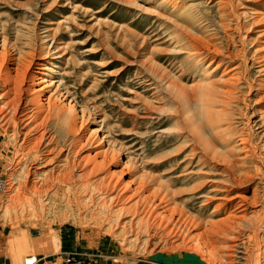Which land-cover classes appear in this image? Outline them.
<instances>
[{"label": "rangeland", "instance_id": "374dc122", "mask_svg": "<svg viewBox=\"0 0 264 264\" xmlns=\"http://www.w3.org/2000/svg\"><path fill=\"white\" fill-rule=\"evenodd\" d=\"M263 7L0 0L3 65L22 72L49 49V89L67 95L83 121L69 133L51 119L44 126L53 140L31 148L23 124L0 116V261L51 264L58 251L76 250L97 264L135 263L190 252L191 240L222 264H264ZM198 45L222 60L209 80L214 65L191 58ZM97 152L110 167L91 175L84 163ZM111 178L132 200L121 201ZM149 200L164 217L147 218ZM229 213L230 223L210 233Z\"/></svg>", "mask_w": 264, "mask_h": 264}, {"label": "bare ground", "instance_id": "6f19581e", "mask_svg": "<svg viewBox=\"0 0 264 264\" xmlns=\"http://www.w3.org/2000/svg\"><path fill=\"white\" fill-rule=\"evenodd\" d=\"M258 16L262 17L261 19L264 20V13L260 12V13H258ZM261 36H263V35H261ZM260 50H261L260 59H261V62H263L262 68H264V46ZM1 52H4V55H1ZM210 52H209V49H208V51L207 50L205 51V49L202 46L198 45V46H195L193 48V55H191L192 60H195L196 63L197 62L203 63V61L208 60L209 64L214 65L213 69L210 72L205 74L204 80H209L211 78V75L213 74V72H215L219 67L222 66V64H221L222 60L219 61L217 58V54H216L217 52L216 53L212 52L213 54H209ZM49 53H50L49 49H47V51L40 53L39 57H37V58H39L38 61H36L34 63L28 62L27 66L23 69V71L18 73L15 69H13L11 67L13 65V64H11L12 61L11 62L9 61L10 63L7 62L8 64L5 63L3 65L4 62L2 63V59H4V56L6 54V50L3 49L0 45V90L2 93L0 95V116L3 118V120H6L9 123L14 124L17 120H19V122H21L23 124V128L25 130H27V145H29L30 147H31V145L32 146H35V145L38 146L39 144L42 146V144L45 142H48L49 139H50V141L53 140L52 137L49 138L50 135L47 133L45 126H44L45 123L50 121L51 119L56 118L57 120H59L60 123L62 125H64L65 129L69 133H72V131H75V132L78 131L79 128L83 124V121L80 122V124H79V121H78L79 118H78L77 113L75 112L76 111L75 106L72 104V101L70 100V98L65 94H61L59 91L54 90L51 92L50 91L51 88L49 89V87L52 86V84H53L52 78H53V72H54L51 68H49L50 62L46 61L47 59H45L46 56L49 55ZM1 57H3V58H1ZM6 61H7V59H6ZM50 65H52V63ZM232 70L233 69H230L229 71H227V69L222 70L223 71L222 76H227V78L229 79L228 83L227 82H225V83L230 84L231 85L230 87H232V85H234V81H235V74H231L233 72ZM224 81H226V80H224ZM224 81L222 80V82H224ZM199 84H200V82L197 83L196 86L198 87ZM228 92L231 93V91H228ZM240 145H245V140L241 139ZM205 155L207 156V154H205ZM84 165H85V167L91 166L92 169L89 168L90 174H91V172L97 171L100 168L102 169V167L103 168L104 167L107 168L108 166L110 167V163H108L105 158H100L98 152L95 153V155L93 156L92 159H90V160L86 159ZM108 186L113 191H114V189L119 188L118 182L113 181L112 178H111V180H108ZM123 190L118 189L117 192L120 193L121 201L125 202L128 199H131L132 196L131 197H129L128 195L125 196ZM142 190H143V187H142ZM120 199H119V201H120ZM243 199H241L240 201L237 202V204L240 205V208H242V210L240 212H244V210H245V202ZM218 201L220 202L219 208L225 207V204H227V201L223 198H218ZM148 203H149L150 207H152V208L149 209L150 211L145 212L147 215L145 213H143L146 216H148L147 218L155 216V213L157 211H160V212L162 211L161 214H163V217H164V212H163L164 207H160L158 204H155V202H150V200L148 201ZM148 208H149V206H148ZM156 218H157V216H156ZM233 218H234V215H232V213L231 214L229 213V215L227 216V218L224 221H221V223L217 222V223L210 224L211 226L209 225V228L210 227L214 228L218 232L221 230V226L228 225V223H230L229 221H231L230 219H233ZM178 222L179 221L177 220L176 223H178ZM262 222L264 223V220ZM176 223L173 226L178 227L179 225H177ZM261 225H263V224H261ZM177 227H175V228H177ZM211 228H210V233L213 230V229L211 230ZM177 229H180L182 232L186 230V229L183 230L184 228H182V227H180V228L178 227ZM259 229H260V227H259ZM215 230H213V232ZM207 231L209 233V229ZM170 232H171V230H170ZM186 232H187V230H186ZM256 233H258V232H256ZM168 235H169V231H168ZM173 235H175V233H173ZM189 239H192V238H189ZM192 242H191V240H190V242H186V244H187L186 248L190 252L197 254L207 264H222L221 263L222 261L220 262V259H222V256L220 257V255L217 254L216 252H214L213 250L205 248L207 246V244L205 247H199V246L195 247V246H192ZM60 252L61 251H58V253L56 254V257L59 258V260H61L59 257ZM263 253H264V251H263ZM33 258H35V257H32V259Z\"/></svg>", "mask_w": 264, "mask_h": 264}, {"label": "water", "instance_id": "95a60500", "mask_svg": "<svg viewBox=\"0 0 264 264\" xmlns=\"http://www.w3.org/2000/svg\"><path fill=\"white\" fill-rule=\"evenodd\" d=\"M123 264H207L197 254L192 252H182L176 254H166L156 252L145 259H140L135 263Z\"/></svg>", "mask_w": 264, "mask_h": 264}, {"label": "built area", "instance_id": "2783aa9c", "mask_svg": "<svg viewBox=\"0 0 264 264\" xmlns=\"http://www.w3.org/2000/svg\"><path fill=\"white\" fill-rule=\"evenodd\" d=\"M4 183V181H2ZM60 257V264H97L93 259L90 257L84 256L80 252L76 250L71 251H61L59 254ZM27 258V257H26ZM37 260L35 258L31 259L28 264H35ZM0 264H5L0 262ZM25 264H27V259L25 260Z\"/></svg>", "mask_w": 264, "mask_h": 264}, {"label": "crops", "instance_id": "0c3cea01", "mask_svg": "<svg viewBox=\"0 0 264 264\" xmlns=\"http://www.w3.org/2000/svg\"><path fill=\"white\" fill-rule=\"evenodd\" d=\"M29 248H30V246H29V244H27V250H29ZM36 250V249H35ZM39 250V252L41 251V252H44V250H40V249H38ZM27 257V256H26ZM31 258H27V261L28 260H30ZM37 262L35 263V264H39V262H40V258L37 256ZM4 261V260H3ZM3 261H0V262H3ZM7 263H5V264H19V261H18V259L16 260V259H14L12 256H10V254L8 255V259H7V261H6ZM23 262V261H22ZM60 263V260H59V258H57V260H56V262H54V263H51V264H59ZM20 264H22L21 262H20Z\"/></svg>", "mask_w": 264, "mask_h": 264}]
</instances>
